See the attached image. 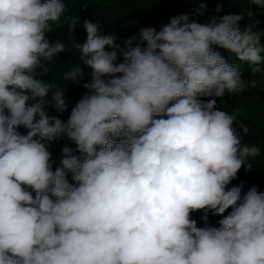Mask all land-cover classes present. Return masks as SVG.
Returning <instances> with one entry per match:
<instances>
[{"label":"clouds","instance_id":"1","mask_svg":"<svg viewBox=\"0 0 264 264\" xmlns=\"http://www.w3.org/2000/svg\"><path fill=\"white\" fill-rule=\"evenodd\" d=\"M198 3L203 15L207 0ZM64 11L62 0H0V264H264V193L253 186L241 198L242 184L227 187L260 148L242 143L235 116L215 99H201L264 83V31L253 12L245 9L243 29V12L204 23L182 14L123 46L85 19L86 40L73 47L91 79L65 122L46 109L63 113L64 91L37 78L67 50L46 39ZM214 46L260 79L246 84ZM84 75L74 67L63 78ZM62 139L75 148H62L53 171L49 145ZM209 213L223 216L219 228L207 225Z\"/></svg>","mask_w":264,"mask_h":264},{"label":"trees","instance_id":"2","mask_svg":"<svg viewBox=\"0 0 264 264\" xmlns=\"http://www.w3.org/2000/svg\"><path fill=\"white\" fill-rule=\"evenodd\" d=\"M43 3L44 0H41ZM65 4L64 14L58 22H50L52 29L46 33V39L49 42L61 40L66 46V51L54 57L50 63L46 64L48 72H41V77L46 83L60 85L61 91H64V98L67 109L63 113H58L51 104L46 106L50 116H58L65 122L68 120L72 108L87 93V89L83 84L91 79V69L84 65L79 59V50L73 45L76 42L83 44L86 40V31L83 28L85 19L92 22L99 21L104 34L114 33L118 39L117 44L123 46V41L131 38L139 33L145 27H154L159 31L163 25L168 24L170 18L182 14L189 15V21L196 20L204 23L212 17H220L227 14L244 13V19L239 22L241 29L245 28L251 21L247 16L246 10L253 12V18L260 21L257 27L258 31H264V8L253 5L250 0H207V8L203 15H195L194 9L199 6L198 0H62ZM221 7V11L217 13L215 9ZM79 18L80 23L77 24L75 31L70 33L68 24L73 18ZM261 44L264 45V36L261 37ZM135 45V42H134ZM146 46V43L145 45ZM214 51L219 52L230 64L239 66L243 73V78L247 84L251 79H260L259 76L252 77L247 62H241L235 56L230 54L218 46H214ZM117 63L122 62V56L118 52ZM264 56V53H262ZM74 67H79L84 72V76L79 83H72L65 80L64 74L71 71ZM51 91H55L52 89ZM30 95V93H27ZM51 94V93H50ZM202 100H216V109L224 111L229 115L235 116L234 126L243 135L242 143L255 145L260 148V154L255 158H249V162L253 164L250 170H246V165L242 166L237 173V178L232 180L227 186L243 185L241 198L243 195L255 186L258 193H264V83L256 88H247L246 91L240 93H226L224 97H204ZM46 102L51 103V97L46 98ZM32 103L31 100L28 101ZM174 103V102H173ZM160 118V117H154ZM166 118V117H164ZM248 128L247 134L242 133L240 124ZM21 134L26 135L28 129L20 127L17 129ZM118 139V138H114ZM75 148V145L67 139L53 142L49 145V151L52 154L53 171L59 166V155L63 147ZM69 183H75L72 180V174L66 176ZM26 190L35 192L31 188ZM232 211L231 208L226 210L224 216ZM203 211L191 213V218L197 222L198 227H204ZM223 216L208 214L207 225L219 228L218 221Z\"/></svg>","mask_w":264,"mask_h":264}]
</instances>
